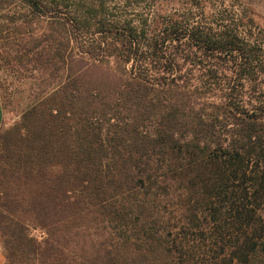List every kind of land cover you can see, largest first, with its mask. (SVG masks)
Here are the masks:
<instances>
[{"label": "trees", "instance_id": "trees-1", "mask_svg": "<svg viewBox=\"0 0 264 264\" xmlns=\"http://www.w3.org/2000/svg\"><path fill=\"white\" fill-rule=\"evenodd\" d=\"M132 1L0 0L3 264H264L262 37Z\"/></svg>", "mask_w": 264, "mask_h": 264}, {"label": "rangeland", "instance_id": "rangeland-1", "mask_svg": "<svg viewBox=\"0 0 264 264\" xmlns=\"http://www.w3.org/2000/svg\"><path fill=\"white\" fill-rule=\"evenodd\" d=\"M182 0H156L157 10L165 11L166 9L171 8L172 6H176L179 4L178 2ZM124 2V1H123ZM134 1L132 4L134 7L143 6L145 3L149 2V0H143L139 5H137ZM206 4V12L207 14H213L214 12H218V10H222L225 13L229 10H233L236 13L238 18H242L243 26L240 28L245 30V32H254L256 35H260L262 37V46L264 49V0H204L203 2ZM126 4V3H124ZM247 18L252 19L251 24H246L245 21ZM12 26V25H10ZM0 36V48L2 49V45L8 41L10 38L16 37V31L4 27ZM18 36V35H17ZM15 76L13 72L10 70V66L2 59L0 56V84L8 85L14 81ZM6 89V88H5ZM5 93L7 95L5 96ZM10 93V95H9ZM28 92H17L14 89H11L7 86L5 92H3V88L0 87V101L3 104V113H4V122L1 128L2 131L13 129L19 122H21L22 116V98L25 97ZM10 99L11 102L8 103L6 100ZM12 141H15V138H12ZM31 235L40 238L43 235V231L39 228H32L30 231ZM4 263V254L2 252V248L0 247V264Z\"/></svg>", "mask_w": 264, "mask_h": 264}, {"label": "crops", "instance_id": "crops-1", "mask_svg": "<svg viewBox=\"0 0 264 264\" xmlns=\"http://www.w3.org/2000/svg\"><path fill=\"white\" fill-rule=\"evenodd\" d=\"M3 122H4V113H3V109H2V106H1V102H0V129L3 126Z\"/></svg>", "mask_w": 264, "mask_h": 264}]
</instances>
